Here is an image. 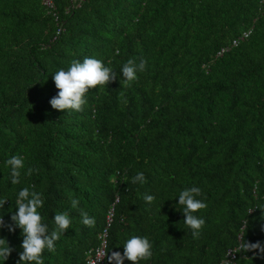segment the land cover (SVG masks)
I'll list each match as a JSON object with an SVG mask.
<instances>
[{
	"label": "trees",
	"instance_id": "16d2710c",
	"mask_svg": "<svg viewBox=\"0 0 264 264\" xmlns=\"http://www.w3.org/2000/svg\"><path fill=\"white\" fill-rule=\"evenodd\" d=\"M85 57L113 68L116 81L90 91L81 112L53 109L54 72ZM130 58L148 64L123 87L120 69ZM14 155L36 169L22 170L16 185L6 164ZM139 172L146 182L132 183ZM192 186L207 204L195 213L205 219L198 238L176 208ZM23 187L43 194L50 230L56 213L72 220L45 264H87L104 232L107 255L122 253L133 235L148 237L153 256L140 264H225L230 251V264H264L240 247L264 243V0H55L54 8L0 0L6 223ZM73 198L94 226L81 222ZM21 231L0 229L14 248L0 264H16Z\"/></svg>",
	"mask_w": 264,
	"mask_h": 264
},
{
	"label": "clouds",
	"instance_id": "9594fccd",
	"mask_svg": "<svg viewBox=\"0 0 264 264\" xmlns=\"http://www.w3.org/2000/svg\"><path fill=\"white\" fill-rule=\"evenodd\" d=\"M147 64L148 61L146 59H140L139 62H137L136 58L128 59L120 69L123 87L131 86L133 82L137 81L139 79L138 73L146 71ZM54 73L53 80L59 91L50 100L52 108L59 111L74 112L84 110V107L88 104L87 95L90 91L97 88L103 89L111 82H115L118 75L113 68L106 66L102 60L93 57H85L82 62L79 59H74L67 69L60 68ZM119 95L123 100L124 93L121 92ZM123 102H126V100ZM6 164L11 168V183L13 185L20 184L22 170H24V175L27 176H31L36 171L33 167L26 168L25 158L21 155L11 156L6 161ZM138 182L141 184L146 182L143 172H139L132 178V183ZM202 195V189L199 187L185 188L178 195L177 205L182 207H177L176 205L177 210L182 211L184 214V224L192 230V235L197 238L205 226V219L195 214L207 208L204 200L199 198ZM143 199L151 204L155 202L156 197L145 194ZM7 200L0 199V209L4 207ZM15 203L16 210L12 212L11 222L6 223L3 215H0V229L7 228L12 233H15L17 228L22 230V251L19 253V259L16 264H45L43 259L45 251L54 253L56 251V242L60 239L61 234L70 228L72 224L70 215L68 212L56 213L53 219L55 228L50 230L41 212L45 203L43 194L36 191L34 187H23L18 192ZM79 203L78 199H71V208L80 210ZM80 214L81 222L85 226H94V219L89 217L86 211L80 210ZM110 216L109 218L111 219ZM105 233L107 232H104L101 236L99 245L88 252L87 264H93L92 259L96 257L100 248L103 247V240L107 237V235L104 236ZM240 247L243 252H253L257 256H264V243L260 241L253 243L244 240ZM123 248L122 253L112 251L110 255H107L106 239L104 256L100 264H108V261L109 264H124L125 260L131 261L132 264H140L141 261H147L153 256V244L146 236H131L123 244ZM13 251L14 248L10 246L7 238L0 237V259L5 262L10 258Z\"/></svg>",
	"mask_w": 264,
	"mask_h": 264
},
{
	"label": "built area",
	"instance_id": "2783aa9c",
	"mask_svg": "<svg viewBox=\"0 0 264 264\" xmlns=\"http://www.w3.org/2000/svg\"><path fill=\"white\" fill-rule=\"evenodd\" d=\"M77 1H82V0H77ZM48 7H54V0H45L44 1ZM251 33V30L250 31H247L245 32L242 37L239 39V40H235L233 42L234 45H237L239 43L240 40H243L244 38H246L249 34ZM228 48H223L222 52L223 53L225 50H227ZM107 233L104 234V236H106ZM102 248H100L99 250V253L96 255V257L94 259H92V263L93 264H100L103 256H104V246H106V239L104 238L103 240V244H102ZM230 254H231V257H228L227 259L224 260V262L226 264H230V262L236 257V254L234 251H230Z\"/></svg>",
	"mask_w": 264,
	"mask_h": 264
}]
</instances>
